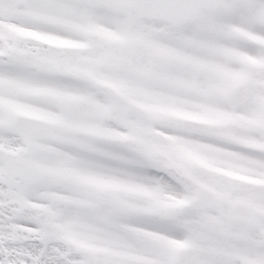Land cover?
Segmentation results:
<instances>
[{"label": "snow or ice", "instance_id": "snow-or-ice-1", "mask_svg": "<svg viewBox=\"0 0 264 264\" xmlns=\"http://www.w3.org/2000/svg\"><path fill=\"white\" fill-rule=\"evenodd\" d=\"M0 264H264V0H0Z\"/></svg>", "mask_w": 264, "mask_h": 264}]
</instances>
